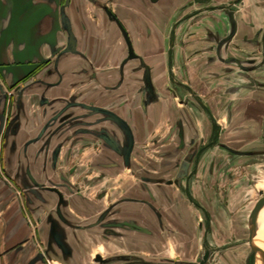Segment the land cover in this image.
Wrapping results in <instances>:
<instances>
[{
	"label": "crops",
	"instance_id": "0c3cea01",
	"mask_svg": "<svg viewBox=\"0 0 264 264\" xmlns=\"http://www.w3.org/2000/svg\"><path fill=\"white\" fill-rule=\"evenodd\" d=\"M16 1L0 0V139L14 115V89L42 75L41 62L60 57L62 82L52 91L64 93L73 80L88 77L91 62L104 64L107 72L101 77L111 87L120 66L125 104L119 122L126 142L150 141V158L171 159L170 167L152 181L157 189L170 177L189 174L192 199L176 184L164 186L165 197L142 199L133 208L141 234L131 236L134 243L122 242L125 251L119 250L149 261L178 256L189 261L193 253L197 258L194 245L189 246L196 231V190L208 189L211 175H237L250 164V156L254 161L264 153V0H18L17 8ZM117 20L132 39L133 57L126 55ZM68 34L77 39L75 48L69 47ZM144 73L147 85L141 81ZM148 93L154 98L146 99ZM21 101L28 102L25 97ZM24 109L30 113L28 106ZM110 121L118 126L112 117ZM25 134L21 130L18 136ZM136 156H124L121 172L102 170L97 181L84 170L66 174L67 185L57 184L64 195L69 187L64 203L57 192L24 198L0 179V264H97L93 257L105 251L104 243L96 247L90 241L87 217L80 218L84 225L75 226L68 219L61 222L55 209L61 204L72 214L75 204L86 211L93 191L106 183L144 182L143 173L131 172ZM260 193L257 201L264 190ZM215 251L211 249L209 264L220 262Z\"/></svg>",
	"mask_w": 264,
	"mask_h": 264
},
{
	"label": "flooded vegetation",
	"instance_id": "af4514ba",
	"mask_svg": "<svg viewBox=\"0 0 264 264\" xmlns=\"http://www.w3.org/2000/svg\"><path fill=\"white\" fill-rule=\"evenodd\" d=\"M63 1L68 4L71 0ZM108 13L115 17L110 9H108ZM117 24L121 28L127 45L126 55L133 57L136 53L132 39L120 20H117ZM67 41H69L70 48H75L77 39L73 35L68 34ZM59 58L41 62L38 69L43 68L42 75L36 76L29 83L27 82L22 90L18 88L16 91L22 93L26 89L30 90L34 87L40 89L39 116L44 119V124L39 134L36 135V139L39 141L38 150L36 148L32 151V155L52 156L55 164L59 166L60 172L70 176L71 172L80 173L84 170L87 175L91 174L92 181L100 180L103 176L102 170L106 168H120L119 172H121L124 167V156H129L131 152L133 155V153H137V150L136 141L131 143L132 145L127 143L128 141L126 142L125 128L119 122L120 116H123L125 104V93L119 90L124 83L123 77L120 75V66L116 70L117 78L112 87L107 80L101 77L105 71L107 72L104 64L91 62L92 72L88 74L87 78L73 80L67 93L56 92L52 89L61 84L63 77L59 71ZM98 72H101L99 76ZM54 75L57 76L56 79H52ZM11 97L12 101L17 99L14 93ZM145 98L150 100L154 98V95L148 93ZM110 117L117 121L118 126L111 123ZM27 121L32 122V119L29 118ZM12 124L15 125L13 120L8 125L6 133L1 136L0 152L7 150L3 148L8 146V141L10 143L9 152L11 154L14 152L13 145H16V140L13 138L9 140V130L13 127ZM24 151L22 149L21 154ZM61 157L63 158L62 161L60 160ZM106 158L111 159L107 161ZM133 162L131 161L132 174L144 173L142 168ZM67 175L65 176L66 179H68ZM143 176L144 178L147 177L146 173ZM110 177L112 178L113 175ZM189 177V174L185 177H170L163 185L176 184L181 186L182 192L192 199L188 189ZM89 181L91 182V180ZM78 191L80 190L78 189ZM90 192L92 191L90 190L88 193ZM93 192V199L89 201L90 205L86 211L75 204H73L72 214L66 213L61 204L56 207L55 211L61 218L68 219L75 226L84 225L85 222H81L80 218L82 216L87 217L88 222L85 226L93 235L90 237V241L96 247L99 241H103L105 248L104 252L97 251L95 253L93 257L95 263L209 264L211 255L209 248L206 249L209 250V256L205 263H202L200 259L203 258L206 250L196 260L192 261H185L180 256L175 259L166 257L159 261H149L137 254L124 253L125 247L121 246V243L124 241L134 243V237L131 238V236L141 234L140 226L133 220V216L139 215L137 210H133L134 205L140 203L144 198L153 199L159 195L167 196L164 186L157 189L154 182L151 181L134 182L126 186L122 183H106L103 188ZM60 201L62 203L67 202L63 194L60 196ZM86 212H88L87 215H85ZM144 230L149 233L148 228H144ZM72 233L78 236L76 231ZM75 240L77 244L82 245L83 242L80 237H75ZM114 249L115 251H112ZM119 249H124V251L121 252Z\"/></svg>",
	"mask_w": 264,
	"mask_h": 264
},
{
	"label": "rangeland",
	"instance_id": "374dc122",
	"mask_svg": "<svg viewBox=\"0 0 264 264\" xmlns=\"http://www.w3.org/2000/svg\"><path fill=\"white\" fill-rule=\"evenodd\" d=\"M145 73L141 79L143 85H147L148 81ZM18 88L22 90L20 87L14 89L17 99L14 101L15 109L12 120L15 125L12 124L13 127L9 130V140L15 139L16 145H13L14 152L12 154L9 152V141L8 146L3 148L7 149L8 153L4 156L2 151L0 157L2 172L0 179L12 184L14 188L17 187L24 198L39 199L45 197L47 195L45 193L49 192L55 195L56 191L52 190V187L58 188L57 184L60 185L61 182L65 184L67 182L66 174L60 172L54 157L36 154L33 156L31 153L36 148L38 150L39 141L36 139V135L39 134L44 124V119L39 116L40 89L32 90V88L28 93L25 91L21 93L16 92ZM23 97L26 102L28 101L27 103L21 101ZM26 106L29 108V114H26L24 109ZM29 118L32 119V122H29V125L24 124L23 119L28 120ZM21 130L26 132L23 139L18 136ZM161 144L166 143L161 142ZM150 145V141L137 143L136 155L138 156L131 161H134L133 164L141 166L143 172L146 173L147 177L143 176V181L152 182L156 179L155 175H162L159 171L163 172L167 167H170L171 159L162 157L158 158V162H156V158H150L154 154L149 150ZM157 147L160 145L158 144ZM22 149L25 151L21 154ZM257 157L258 160L254 158L252 161L253 158L250 156L251 160L248 159L250 164L245 166L246 168L240 167L237 175L234 172L223 176L211 175L212 185L204 191L196 190V195H198L196 198L198 207L196 206L194 214L196 231L190 239L189 246L194 245L193 249L197 251L198 256H201L209 248L216 250V259L220 261H217V264H256L248 240V217L255 202L262 195L260 191L264 190V153ZM151 164L154 168L157 166V172H152ZM126 177L128 180V175ZM236 177L238 178L237 182H235ZM221 181L226 183L221 186L219 183ZM67 189L65 195L62 189H59L66 198L70 195V190ZM58 196L57 193V199L60 197ZM198 213L202 214L200 220ZM58 219L61 222L64 220L59 215ZM67 223L68 221H66ZM193 228L195 229L194 226ZM189 259H191L189 261L196 260L195 253L190 254Z\"/></svg>",
	"mask_w": 264,
	"mask_h": 264
},
{
	"label": "water",
	"instance_id": "95a60500",
	"mask_svg": "<svg viewBox=\"0 0 264 264\" xmlns=\"http://www.w3.org/2000/svg\"><path fill=\"white\" fill-rule=\"evenodd\" d=\"M16 8L18 7V0L16 1ZM16 12V10H15ZM52 190H55L59 196H62V192L57 187H52ZM264 206V196L257 201V203L254 205L250 217H249V242L251 244L252 252L254 253L255 261L260 259V264H264V248L259 246L255 243V236L257 234V228H258V217L261 208ZM209 256V250H206V252L203 255V258L200 259L202 263H205L207 261V258Z\"/></svg>",
	"mask_w": 264,
	"mask_h": 264
},
{
	"label": "bare ground",
	"instance_id": "6f19581e",
	"mask_svg": "<svg viewBox=\"0 0 264 264\" xmlns=\"http://www.w3.org/2000/svg\"><path fill=\"white\" fill-rule=\"evenodd\" d=\"M254 240L256 244L264 248V206L259 213L257 234ZM256 264H260V259L256 261Z\"/></svg>",
	"mask_w": 264,
	"mask_h": 264
}]
</instances>
